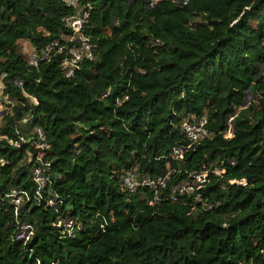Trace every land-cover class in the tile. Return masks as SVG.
<instances>
[{
  "label": "trees",
  "instance_id": "16d2710c",
  "mask_svg": "<svg viewBox=\"0 0 264 264\" xmlns=\"http://www.w3.org/2000/svg\"><path fill=\"white\" fill-rule=\"evenodd\" d=\"M91 5L94 55L72 77L61 0H0V264H264V0H79ZM27 40L48 60L30 65ZM118 81L113 95L109 90ZM207 116L209 135L186 145L180 124ZM44 131L51 185L31 191ZM230 133V135H228ZM28 138L18 147L9 143ZM168 176L157 194L125 190L122 174ZM217 169L195 193L169 197L189 173ZM53 203L50 204L49 200ZM73 219L72 236L59 220ZM30 223L26 242L17 223Z\"/></svg>",
  "mask_w": 264,
  "mask_h": 264
},
{
  "label": "built area",
  "instance_id": "2783aa9c",
  "mask_svg": "<svg viewBox=\"0 0 264 264\" xmlns=\"http://www.w3.org/2000/svg\"><path fill=\"white\" fill-rule=\"evenodd\" d=\"M65 3L66 6L76 10L75 13H71L63 18L65 27L68 30V33L62 35V39L67 44L63 47L58 48L59 51H62L64 48H67L65 59L62 63V68L64 69V74L66 77H72L75 71L79 68L78 64L83 59L92 60L94 55L92 53V48L95 46L90 42V37L86 34V27L88 25L91 5L85 3L82 6L79 3V0H61ZM149 8L157 5L161 0H145ZM174 2H185L186 0H172ZM58 45L57 42L48 44L45 47V51L39 56L35 49L27 53L26 60L27 62L37 67L39 60H48L50 58V50L52 47ZM208 118L207 116H191L190 118L184 119L180 124V130L182 134L186 137L187 144L176 146L172 151V158L180 159L184 152L192 148L194 145L200 143L209 135V130L207 127ZM38 142L36 143V148L38 152L35 154L36 165L31 171V180L34 184L31 191L22 189V188H11L10 191L5 195V198L9 200L10 203L14 206L15 213L17 208L21 206L24 201L34 200L37 203H41L43 193L51 185L50 177V163L42 159L43 151L48 148V144L45 141L44 131L40 128L36 130ZM28 138L19 136L18 139L9 141L10 144L18 147L20 142L28 141ZM215 175L219 174L217 169L214 170H200L193 171L189 173V179L182 181L175 185L170 193L169 197L172 201H176L179 195H189L195 193L194 199L200 203L203 209H209L210 205L206 203L200 193L198 192L205 184L209 181V173ZM168 176H138L133 169L126 170L121 176L122 187L130 192H135L139 188H149L154 194L162 191L167 184ZM49 203L52 204L53 201L50 199ZM57 226L61 229V234L63 236H72L74 230L77 226V222L73 219H64L59 220ZM32 225L30 223H17L15 239L26 242L32 235Z\"/></svg>",
  "mask_w": 264,
  "mask_h": 264
},
{
  "label": "rangeland",
  "instance_id": "374dc122",
  "mask_svg": "<svg viewBox=\"0 0 264 264\" xmlns=\"http://www.w3.org/2000/svg\"><path fill=\"white\" fill-rule=\"evenodd\" d=\"M32 46L31 44L29 43V41L27 40H21L20 41V49L22 50V52L27 55V53L31 50ZM1 84H0V92H1ZM1 96V95H0ZM9 111V107L4 103H1V100H0V124L2 123V116ZM228 135H230V133H228Z\"/></svg>",
  "mask_w": 264,
  "mask_h": 264
},
{
  "label": "water",
  "instance_id": "95a60500",
  "mask_svg": "<svg viewBox=\"0 0 264 264\" xmlns=\"http://www.w3.org/2000/svg\"><path fill=\"white\" fill-rule=\"evenodd\" d=\"M119 86L118 81L113 85V87L109 90V94L113 95L116 92L117 87Z\"/></svg>",
  "mask_w": 264,
  "mask_h": 264
}]
</instances>
